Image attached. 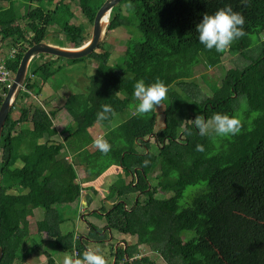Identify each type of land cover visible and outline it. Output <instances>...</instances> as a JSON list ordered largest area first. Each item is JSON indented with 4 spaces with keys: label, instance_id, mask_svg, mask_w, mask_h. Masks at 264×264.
Wrapping results in <instances>:
<instances>
[{
    "label": "trees",
    "instance_id": "obj_1",
    "mask_svg": "<svg viewBox=\"0 0 264 264\" xmlns=\"http://www.w3.org/2000/svg\"><path fill=\"white\" fill-rule=\"evenodd\" d=\"M104 1L0 0V48L16 51L6 60L7 69L16 73L26 50L47 39L51 24L61 28L63 47L87 43L86 27L71 23L74 9L93 24ZM19 4L25 9L23 15H19ZM225 4L242 13L246 35L224 52L206 50L198 41L195 25L204 14ZM116 30L134 33L136 39L126 42V56L115 66L107 65L109 51L98 52L105 44L86 58L66 60L71 65L98 62L96 77L90 78L86 93L56 88L53 80L65 70V65L58 63L63 59L49 57L51 60L42 64L32 63L0 141V264L25 262L41 247L33 237L42 233L57 249L71 256L79 252L81 258L89 249L79 238L74 241L73 233L62 234L64 221L58 206L79 199L85 183L97 198L92 182L110 167L119 168L127 177L136 170L135 179L122 187L129 188L127 193H144L145 197L128 210L126 195L113 194L127 207L114 205L106 215L107 226L137 240L126 251L118 248L117 255L110 245L116 264L125 262V255L129 259L132 252L137 255L142 245L162 264H264V0H123L111 14L107 35ZM225 54L245 63L227 71L221 84H209L211 95L202 93L194 79L195 67L204 61L216 69ZM141 79L146 84L160 79L167 86L160 104L165 108L161 128L156 132L155 107L144 116L131 114L116 128H109L105 135L111 145L108 153L89 152L87 147L93 145L89 129L96 123L107 127L116 115L135 109L133 90ZM50 84L68 92L62 108L47 111L33 103L24 105L26 93L39 96ZM173 85L179 90H170ZM7 91L0 88V107ZM240 98L245 99L247 110L238 135L213 140L198 134L191 120L200 115L208 121L216 113L231 116L237 112ZM104 104L113 111L108 120L98 121L96 113ZM62 110L73 123L59 131L55 120ZM116 132L120 135L114 138ZM61 133L66 137L60 145L53 139ZM151 135L158 143V155L150 152L147 137ZM197 144L204 146V152L195 150ZM135 145L145 147L148 154L139 155ZM65 153L76 162L63 158ZM90 166L89 179L79 181L78 168ZM158 166L160 175L149 179ZM92 175L95 177L90 179ZM120 182L110 192L108 187L107 200L116 198L110 194ZM192 187L197 190L188 204L182 205ZM159 188L163 197L156 195ZM36 212L43 218L34 229L29 217ZM47 258V264H55L49 255ZM135 264L157 263L146 253Z\"/></svg>",
    "mask_w": 264,
    "mask_h": 264
},
{
    "label": "rangeland",
    "instance_id": "obj_2",
    "mask_svg": "<svg viewBox=\"0 0 264 264\" xmlns=\"http://www.w3.org/2000/svg\"><path fill=\"white\" fill-rule=\"evenodd\" d=\"M71 4V7L74 6L73 2H69V5ZM21 7L22 5L19 4ZM19 11V15H23L24 10L22 9ZM74 18L71 19V23H73L75 26L79 25H84L87 31V35L90 38V35L92 33L93 29V24L89 23L86 17L81 13V11L78 9H74ZM124 15H127L128 12L127 10H124L123 12ZM59 25V24H58ZM61 28L57 25L51 24L50 29H49V34L46 39V42L52 43L54 46H65L66 44L63 43L65 41V37L62 34ZM135 34L134 33H129L127 30H116L114 31L111 35L105 34V38L103 40L102 44L104 45V50L98 51L99 53H102L104 51H109L110 52V58L108 60L107 65L112 67L118 64L119 59H123V57L126 56V50H127V45L126 42L130 40L131 38H134ZM140 37H138L139 39ZM136 39V38H134ZM254 43L257 41V37H254ZM86 40V39H85ZM262 40V37H261ZM85 42H81L79 45H72L70 47L72 48H78L82 45H84ZM255 46V45H254ZM13 53L10 52L9 47H1L0 48V59L4 61L8 56H11ZM40 57L37 59L35 62L38 64H42V62H47L50 61L51 59L49 57ZM120 60V61H121ZM59 64L65 65V70L60 72L58 76L54 78V82L57 86L62 87H70V92L72 93H86V88L90 84V78L93 77L96 74V69L99 66L98 62L91 61V60H85L81 63H78L77 65H71L69 64L66 60H60L58 62ZM202 64L198 65L195 67V81L197 82L200 90L202 93H205L206 95H211V90L209 87V84H221L222 79L225 75V73L231 69H237L241 67V64L245 63L244 61H237L235 57H231L229 54H225L224 57L222 58V64L214 69L208 67L207 63L202 61ZM241 63V64H240ZM33 64L30 65V68ZM68 65L72 66L68 68ZM239 66V67H238ZM203 76L205 77V80L203 79ZM61 83V85H60ZM51 86V84H50ZM56 88L52 87H43V92L39 96L33 95L31 92L26 93V95L23 96V103L26 107L29 106L30 103L36 104L38 106H41L44 110L50 111L54 108H62V105L64 104L63 100L64 97L68 95V92L66 91H61L60 89L57 90ZM177 89L179 90V87L176 85H173L170 90ZM32 94V95H29ZM29 95V96H28ZM28 96V97H27ZM46 101V102H45ZM48 103V104H47ZM164 104V103H163ZM134 108L130 109L129 111H126L123 114L116 115L114 119L107 125V127H104L98 123L89 130L90 136L92 137L93 141L97 138H104L106 139L105 135L109 133V128H116L119 126L122 122H124L126 119L130 118L131 114L134 113ZM165 108L163 105H159L155 107L154 112L156 115V132L161 128L163 125V119H164V112ZM247 110V104L244 98H240L237 104V112L236 114H239V117L242 119L243 114ZM129 116V117H128ZM57 120H55V127L58 128L59 131H63L67 125H71L73 123L72 119L69 117L67 113H58ZM120 133L116 132L114 134V138L118 137ZM153 135L147 137L149 140L150 144V152L154 155H158V143L156 142L155 138L152 137ZM66 137V134H60L57 137H55L53 140L60 143L63 142L64 138ZM40 140L42 142L46 141V138L43 136H39ZM13 142H9V145H12ZM89 152L93 153L97 150V148L93 145H89L87 147ZM69 151V149H67ZM134 150L139 154V155H145L148 154V151L145 147L140 146V145H135ZM70 152V151H69ZM63 158L68 160L70 163L76 162V159H73L70 154L65 153L62 155ZM127 162H132V163H137L138 161L134 159H128ZM93 168L91 169L90 167H80L78 168V179L79 181L88 180V172H92ZM136 170L133 171L131 174H135ZM124 173V172H122ZM160 175V168L159 166L157 169L150 174L149 179H155L157 176ZM87 176V177H85ZM95 175H92L90 179H93ZM121 177L120 172L118 168H110L107 171H105L99 178L94 180L92 183V187L95 189L97 187V190L99 195H97L96 200L94 197V194L92 191L87 190L89 186L82 185V188L85 192L81 194L79 199H75L74 203H63L62 205H59L58 208L61 211V216L63 219V225L61 226V231L63 232L62 234H68V233H73L74 236V241L76 239H80L83 243H85V247L89 248L90 250L97 251L100 254H102L105 258H112L111 256V250H110V245L106 244L105 242L102 243H97L95 242L96 240H101V239H111L110 241L112 242L111 245H116L119 244V248H123V243H126V245L131 246L136 243V237H132L129 235H123L120 234L117 231L111 230L107 226V220H106V214H104L108 209H110L114 204H118L120 200L115 195H120V196H125L127 199L128 203V210L132 209L133 205H135V200L140 199V201H143L145 199L144 193L140 194H133V193H127L129 188L127 187H122L123 185L129 184L132 182V179L130 177H127L126 175L122 178L121 182L119 185H117V189L112 190V196L116 197L111 200H106L107 196L109 195L106 194V190L109 187V192L111 191V187L119 178ZM137 180V177H136ZM119 186V187H118ZM135 186V185H134ZM197 190L196 187L189 188L184 196V199L182 201V205L188 204L190 201V197L193 195V193ZM157 196L163 197L160 188L157 189L156 192ZM86 195L89 196V199L96 201V204H93V206H89V204L84 207L81 203V197H84ZM160 194V195H158ZM92 197V198H91ZM122 200V199H121ZM121 204V203H120ZM92 205V204H91ZM130 206V207H129ZM106 208V209H105ZM103 209V211L101 210ZM93 210V211H92ZM97 210V211H96ZM105 210V211H104ZM96 213V214H94ZM43 218V214L40 212H36L34 216L29 217V222L31 226L36 229L38 225V221H40ZM83 218V219H82ZM90 225L95 226V228L99 231V233H96L95 229H92ZM105 227L107 229H105ZM109 231L110 234L112 232V237L108 235L106 232ZM104 233V234H103ZM34 240L36 243L40 244L41 247L35 252L33 256H30L25 262H16V264H47L48 258L47 255H49L54 261L55 264H64L65 258H70L74 262V256H71L72 254L68 252H63L55 247V243L48 239L46 234H36L34 235ZM91 242H89L90 240ZM96 239V240H95ZM88 241V242H87ZM79 253V252H78ZM84 252L81 254V258ZM146 253L149 254L150 260L156 261L157 264H162L161 261H158L156 255L152 252H150V248L147 246H140L139 247V253L135 255V253L132 252L131 256V262L136 261L137 259H140L146 255ZM80 255V253H79ZM79 258V259H81ZM125 262H128L127 260ZM120 264V261L118 262Z\"/></svg>",
    "mask_w": 264,
    "mask_h": 264
},
{
    "label": "clouds",
    "instance_id": "obj_3",
    "mask_svg": "<svg viewBox=\"0 0 264 264\" xmlns=\"http://www.w3.org/2000/svg\"><path fill=\"white\" fill-rule=\"evenodd\" d=\"M244 24L245 18L242 13L234 11L230 5L225 4L224 7L217 9L214 13L204 14L202 19L196 23L195 31L198 34V41L203 45L204 49H214L220 53L228 49L234 41L246 35ZM167 91L166 84L160 79L149 84H146L142 79L138 80L133 90V97L137 101L133 114L144 116L150 113L154 107L159 106L165 99ZM112 111L113 109L110 105L104 104L101 106V110L96 113V119L98 121L108 120ZM191 121L194 122V127L198 130L200 136H208L213 140L216 137L227 138L236 136L240 133L242 127L241 118L236 113L231 116L216 113L208 121L198 115ZM93 144L102 154L108 153L111 148L109 142L104 138L95 139ZM195 150L204 152V146L197 144ZM143 164L147 166L148 161L145 160ZM118 170L120 169L118 168ZM120 175L121 177L116 182H120L122 177H124L121 173ZM130 260L131 258L129 262H131ZM64 264H106V260L99 252L86 250L81 259H76L73 262L66 257Z\"/></svg>",
    "mask_w": 264,
    "mask_h": 264
},
{
    "label": "water",
    "instance_id": "obj_4",
    "mask_svg": "<svg viewBox=\"0 0 264 264\" xmlns=\"http://www.w3.org/2000/svg\"><path fill=\"white\" fill-rule=\"evenodd\" d=\"M123 0H105L93 21V29L90 35V39L84 45L78 48L72 47H61L54 46L52 43H48L45 41L38 43L29 47L25 54L23 55L18 69L15 73L13 83L11 87L8 89L7 93L4 96V100L0 107V141L2 137V133L7 121V118L20 97L21 93L24 90V86L26 84V78L30 70V65L34 63L37 59L42 56L46 57H55L63 60H78L83 59L91 55L94 51L98 50L103 40L105 38V34L107 33L109 22L111 19V14L115 7L122 2ZM114 168V167H110ZM109 168V169H110ZM0 189H1V173H0ZM83 219V218H82ZM124 251L127 250L126 243H123ZM119 248V244L115 245V252L117 253V249ZM3 257V251L0 249V262ZM127 261H129V257L125 255ZM112 264H116V256L112 259Z\"/></svg>",
    "mask_w": 264,
    "mask_h": 264
},
{
    "label": "built area",
    "instance_id": "obj_5",
    "mask_svg": "<svg viewBox=\"0 0 264 264\" xmlns=\"http://www.w3.org/2000/svg\"><path fill=\"white\" fill-rule=\"evenodd\" d=\"M12 53H13L12 55H14L16 51L14 50ZM12 55L8 56L4 62L0 63V88L1 89L5 88L8 90L11 87L13 80H14L15 74L9 69H7L6 67V60L12 57ZM79 258H80L79 254L76 253L74 261Z\"/></svg>",
    "mask_w": 264,
    "mask_h": 264
},
{
    "label": "crops",
    "instance_id": "obj_6",
    "mask_svg": "<svg viewBox=\"0 0 264 264\" xmlns=\"http://www.w3.org/2000/svg\"><path fill=\"white\" fill-rule=\"evenodd\" d=\"M5 61V60H4ZM4 61H2L1 59H0V63H2V62H4ZM60 112H64V113H67L68 114V112H66L65 110H62V111H60ZM59 112V113H60ZM69 115V114H68ZM70 117V116H69ZM71 118V117H70ZM56 120H57V122H58V118L56 117ZM86 177V176H85ZM85 184H87V183H85ZM82 185H84V184H82ZM81 185V186H82ZM89 187H91V186H89ZM88 187V188H89ZM83 192H85L84 190L82 191V194H83ZM82 196V195H81ZM92 198V197H91ZM94 200H96V198L94 199ZM94 200H91L92 202H90V199H89V196L88 195H86L85 194V196L84 197H81V203H82V205L84 206V207H86L88 204H89V206H93V204H96L97 202L96 201H94ZM72 203H74V202H72ZM92 204V205H91ZM105 229H107L106 227H105ZM108 235H110V237H112L111 235H112V232H111V234H110V232L109 231H107L106 232ZM104 234V233H103ZM90 240V239H89ZM96 240V239H95ZM111 239H101V240H96L95 242H97V243H102V242H105L106 244H108V245H110L112 242L110 241ZM92 240H90L89 242H91ZM88 242V241H87ZM89 249V248H88ZM90 250V249H89ZM105 258V257H104ZM105 260H106V264H112V258H105Z\"/></svg>",
    "mask_w": 264,
    "mask_h": 264
},
{
    "label": "flooded vegetation",
    "instance_id": "obj_7",
    "mask_svg": "<svg viewBox=\"0 0 264 264\" xmlns=\"http://www.w3.org/2000/svg\"><path fill=\"white\" fill-rule=\"evenodd\" d=\"M120 171V170H119ZM121 174H122V176L124 175L122 172H120ZM136 175V174H135ZM135 175L133 174H130L129 175V177L133 180V179H135ZM125 176V175H124ZM109 196V195H108ZM108 196L106 197L107 199H108ZM106 199V200H107ZM137 201H138V199L136 198V200H135V203H137ZM119 203H121V204H123L124 206H125V208L127 207V205L125 204V202L123 201V200H120V202ZM118 203V204H119ZM115 205V204H114ZM114 206H112L110 209H108L104 214H109L110 213V211L112 210V208H113ZM130 207V206H129ZM106 209V208H105ZM93 211V210H92ZM97 211V210H96ZM105 211V210H104ZM117 244V243H116ZM121 244H123V242L121 243ZM111 245V244H110ZM113 247H114V250H115V244L113 245ZM125 246L123 245V248H124ZM129 246L127 245V248H128ZM122 247H120V249H123ZM124 250V249H123ZM126 251V250H125ZM116 253V252H115ZM116 255H117V253H116ZM115 255V256H116ZM114 256V257H115ZM113 257V258H114ZM116 261H117V259H116ZM118 263V262H117ZM126 262H124V261H120V264H125ZM127 264H135V261H133V262H128Z\"/></svg>",
    "mask_w": 264,
    "mask_h": 264
},
{
    "label": "bare ground",
    "instance_id": "obj_8",
    "mask_svg": "<svg viewBox=\"0 0 264 264\" xmlns=\"http://www.w3.org/2000/svg\"><path fill=\"white\" fill-rule=\"evenodd\" d=\"M96 190H97V187H96Z\"/></svg>",
    "mask_w": 264,
    "mask_h": 264
}]
</instances>
